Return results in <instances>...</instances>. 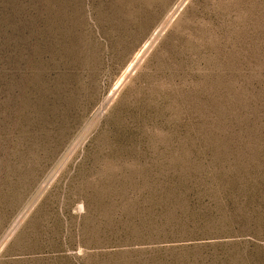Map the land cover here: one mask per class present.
<instances>
[{
  "label": "rangeland",
  "instance_id": "1",
  "mask_svg": "<svg viewBox=\"0 0 264 264\" xmlns=\"http://www.w3.org/2000/svg\"><path fill=\"white\" fill-rule=\"evenodd\" d=\"M0 264H264V0H0Z\"/></svg>",
  "mask_w": 264,
  "mask_h": 264
}]
</instances>
